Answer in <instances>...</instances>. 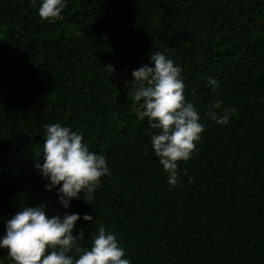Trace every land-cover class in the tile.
<instances>
[{
  "label": "trees",
  "instance_id": "1",
  "mask_svg": "<svg viewBox=\"0 0 264 264\" xmlns=\"http://www.w3.org/2000/svg\"><path fill=\"white\" fill-rule=\"evenodd\" d=\"M38 6L0 0V235L20 207L43 203L49 216H92L73 229L82 247L103 225L132 264H264V0H70L53 23ZM157 50L181 67L205 126L174 187L151 147L158 130L131 100L132 70ZM217 99L218 115L234 109L226 125L207 115ZM56 122L111 169L67 209L34 167Z\"/></svg>",
  "mask_w": 264,
  "mask_h": 264
},
{
  "label": "clouds",
  "instance_id": "2",
  "mask_svg": "<svg viewBox=\"0 0 264 264\" xmlns=\"http://www.w3.org/2000/svg\"><path fill=\"white\" fill-rule=\"evenodd\" d=\"M36 4V0H31ZM70 0H39L37 15L53 23L63 18V10ZM149 61L131 72L133 89L131 100L137 105L136 118L147 119L154 155L167 174V182L178 183V162H187L194 154L204 131L196 106L185 98V81L182 69L163 51H150ZM107 76L115 73L114 66H104ZM213 91L217 80L208 77ZM222 100L208 105L207 115L217 124L226 125L234 109L221 108ZM42 149L43 162L34 167L47 181L45 190L55 189L57 200L64 209L73 198L90 199L101 185V178L110 176L107 158L89 149L79 130L61 123L44 125ZM58 186V187H57ZM92 221L88 214L64 212L63 215H46V205L37 203L20 207L5 222V232L0 235V249L7 250L10 264H132L126 250L113 231L100 225L91 238L90 247H82L84 232L73 229L78 220Z\"/></svg>",
  "mask_w": 264,
  "mask_h": 264
}]
</instances>
